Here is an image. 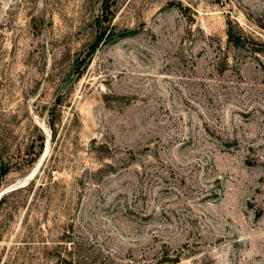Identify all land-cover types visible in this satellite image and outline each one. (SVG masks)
I'll list each match as a JSON object with an SVG mask.
<instances>
[{
    "label": "rangeland",
    "instance_id": "obj_1",
    "mask_svg": "<svg viewBox=\"0 0 264 264\" xmlns=\"http://www.w3.org/2000/svg\"><path fill=\"white\" fill-rule=\"evenodd\" d=\"M0 199V264H264V0H0Z\"/></svg>",
    "mask_w": 264,
    "mask_h": 264
},
{
    "label": "trees",
    "instance_id": "obj_2",
    "mask_svg": "<svg viewBox=\"0 0 264 264\" xmlns=\"http://www.w3.org/2000/svg\"><path fill=\"white\" fill-rule=\"evenodd\" d=\"M226 25H227V28H226L227 41L233 46H239L240 44H243L244 37L242 36V33L240 32V30H237L235 28V25L232 24L231 20H227ZM162 260H163V257L161 258V260H158L154 264H161L163 261L167 262L168 264H172L178 261L176 257H170V258H166L163 261Z\"/></svg>",
    "mask_w": 264,
    "mask_h": 264
}]
</instances>
